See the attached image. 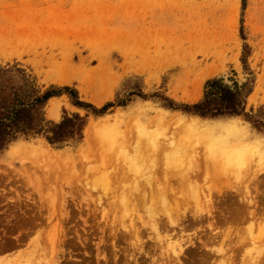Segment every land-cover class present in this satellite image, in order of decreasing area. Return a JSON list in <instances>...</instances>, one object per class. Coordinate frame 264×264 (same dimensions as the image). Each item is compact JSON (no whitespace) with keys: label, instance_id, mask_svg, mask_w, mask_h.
I'll list each match as a JSON object with an SVG mask.
<instances>
[{"label":"rangeland","instance_id":"374dc122","mask_svg":"<svg viewBox=\"0 0 264 264\" xmlns=\"http://www.w3.org/2000/svg\"><path fill=\"white\" fill-rule=\"evenodd\" d=\"M16 63L43 90L127 104L96 117L53 97L47 119L87 116L84 138H21L0 153V264H264V131L154 95L193 103L224 77L252 86L256 113L264 0H0V66Z\"/></svg>","mask_w":264,"mask_h":264},{"label":"trees","instance_id":"16d2710c","mask_svg":"<svg viewBox=\"0 0 264 264\" xmlns=\"http://www.w3.org/2000/svg\"><path fill=\"white\" fill-rule=\"evenodd\" d=\"M245 4V3H244ZM252 92L248 82L239 83L232 79L227 83L224 77H213L206 81L203 97L193 103H177L175 100L162 97L167 101L164 106L180 110L185 114L202 118H227L244 116L254 128L264 131V106L256 113L246 110L247 98ZM67 94L71 103L99 117L105 115L114 106H125L124 100L107 102L98 107L80 98L76 88L51 85L43 90L36 78L19 64L0 66V153L13 142L21 138L43 135L51 144H62L70 140L80 141L84 138L87 116L80 113H67L59 122L48 120L46 106L53 97ZM145 98L144 93H132Z\"/></svg>","mask_w":264,"mask_h":264},{"label":"bare ground","instance_id":"6f19581e","mask_svg":"<svg viewBox=\"0 0 264 264\" xmlns=\"http://www.w3.org/2000/svg\"><path fill=\"white\" fill-rule=\"evenodd\" d=\"M51 114H53V115H56V116H58V110H56L55 108L54 109H52L51 110ZM231 150V149H230ZM242 150V149H241ZM225 153H227V152H225ZM233 153H235V154H233ZM243 152H241V151H237V152H232V153H230V154H228L227 155V159H228V161L232 164V165H238V166H240L242 163H241V154H242ZM245 153V152H244ZM226 159V160H227ZM126 164V163H125ZM132 165V164H131ZM125 166V165H124ZM127 166H130V164L129 165H127ZM237 167V166H236ZM129 169V168H128ZM132 169V168H131ZM152 176V175H151ZM150 177V176H149ZM148 177V178H149ZM147 183V182H146ZM139 185V184H138ZM193 189H195V188H193ZM196 194V193H195ZM197 195V194H196ZM199 195V194H198ZM208 202H212L213 200H212V198H211V195L208 197ZM198 210H200V209H198ZM152 211V210H151ZM174 211V210H173ZM172 212V211H171ZM174 212H176V211H174ZM179 213H180V211H178ZM178 212H177V214H178ZM199 212V211H198ZM167 214V213H166ZM172 214V213H171ZM169 215V214H168ZM180 215V214H179ZM156 216H157V214H156ZM168 217H171L170 215L168 216ZM171 220H173L172 219V217H171ZM172 223V222H171ZM173 224V223H172ZM264 224V223H263ZM253 226V224H250L249 225V228L250 227H252ZM257 225V224H256ZM262 227V226H261ZM246 228V227H245ZM253 228V227H252ZM252 228H250L251 230V233L253 232L252 231ZM244 229V228H243ZM231 230V229H230ZM262 232V231H261ZM158 233V232H157ZM229 233V232H228ZM246 233V232H245ZM255 233V232H254ZM263 233V232H262ZM224 235V234H223ZM255 235V234H254ZM261 235V234H260ZM251 237L253 238V234L251 235ZM259 238V237H258ZM258 238L257 237H255L254 236V238H253V240H255L256 239V242H253L254 244V248L255 249H257L255 252L257 253V255H256V253H255V256H256V258L258 257V255L262 252V250L264 249V247H261L260 245H258ZM55 239V238H54ZM179 240V239H178ZM224 240H225V238H224ZM177 241V240H176ZM50 242V241H49ZM54 242V241H53ZM223 242H225V241H223ZM223 242H222V244H223ZM52 243V242H51ZM53 245H54V243H52ZM224 245V244H223ZM222 245L220 244V247L216 250V252H223L224 251V249L226 248V247H224V246H222ZM53 247V246H52ZM178 248H182L181 247V243L179 244V242L178 243H176L173 247H172V249L174 250V252H176V254L177 253H179L178 252ZM247 249V248H246ZM250 249V248H249ZM226 250V249H225ZM54 252V251H53ZM252 252V251H251ZM253 253V252H252ZM223 254H226V253H223ZM27 257V256H26ZM220 258V257H219ZM25 259V258H24ZM226 259V258H225ZM220 260H222L221 258H220ZM21 261V260H20ZM54 260H50V261H45L43 258H42V256L41 257H38V259H36V260H34L33 259V261H30L29 259H27L26 260V262H25V264H54V262H53ZM13 262V261H12ZM221 262V261H220ZM224 264V262H221L220 264ZM11 264V263H10ZM14 264H22V262L21 263H18V261L16 262V263H14Z\"/></svg>","mask_w":264,"mask_h":264}]
</instances>
